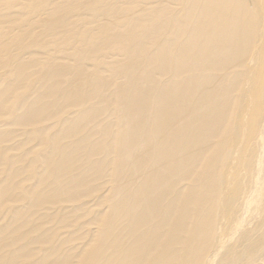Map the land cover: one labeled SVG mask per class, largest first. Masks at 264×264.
<instances>
[{
    "label": "bare ground",
    "instance_id": "bare-ground-1",
    "mask_svg": "<svg viewBox=\"0 0 264 264\" xmlns=\"http://www.w3.org/2000/svg\"><path fill=\"white\" fill-rule=\"evenodd\" d=\"M0 264H264V0H0Z\"/></svg>",
    "mask_w": 264,
    "mask_h": 264
}]
</instances>
